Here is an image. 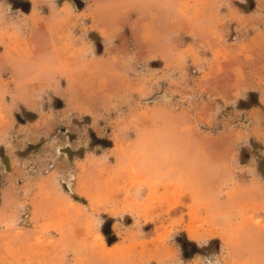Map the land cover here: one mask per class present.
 Returning a JSON list of instances; mask_svg holds the SVG:
<instances>
[{"label": "rangeland", "instance_id": "374dc122", "mask_svg": "<svg viewBox=\"0 0 264 264\" xmlns=\"http://www.w3.org/2000/svg\"><path fill=\"white\" fill-rule=\"evenodd\" d=\"M0 264H264V0H0Z\"/></svg>", "mask_w": 264, "mask_h": 264}]
</instances>
